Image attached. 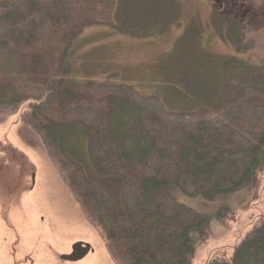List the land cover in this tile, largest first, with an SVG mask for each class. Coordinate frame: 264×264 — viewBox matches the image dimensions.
Returning a JSON list of instances; mask_svg holds the SVG:
<instances>
[{
    "label": "rangeland",
    "instance_id": "374dc122",
    "mask_svg": "<svg viewBox=\"0 0 264 264\" xmlns=\"http://www.w3.org/2000/svg\"><path fill=\"white\" fill-rule=\"evenodd\" d=\"M12 29L35 36V44L13 43ZM35 47L42 61L25 53ZM261 67L264 0H0V86L7 88L4 75L10 73L13 89L6 96L20 101L0 104V264H66L59 257L78 240L92 243L95 253L72 264H115L66 179L86 192L93 184L91 206L109 215V200L121 208L130 189L123 190L120 173L96 172L90 115L56 126L61 153L51 156L30 118V103L46 96L40 79L128 86L157 96L162 111L184 114L210 105L223 81L252 80ZM176 201L210 216V231L192 262L209 264L231 255L263 218L264 171L255 194L180 193ZM247 202V209L238 207ZM223 206L236 213L218 221Z\"/></svg>",
    "mask_w": 264,
    "mask_h": 264
},
{
    "label": "trees",
    "instance_id": "16d2710c",
    "mask_svg": "<svg viewBox=\"0 0 264 264\" xmlns=\"http://www.w3.org/2000/svg\"><path fill=\"white\" fill-rule=\"evenodd\" d=\"M5 18L13 21L10 16ZM20 32H10L13 43L35 44V36ZM25 53L36 61L44 59L36 47ZM9 75H4L7 88L0 86V104L9 99V104L18 106V99L8 97L13 89ZM40 81L46 96L30 103V118L51 156L61 153L54 140L56 126L67 124L76 114L82 119L90 115L89 153L96 172L120 173L123 190L130 189L121 208L106 197L113 205V215H109L102 207L95 212L91 206L93 184L86 192L73 184L72 177L66 179L102 232L115 264H192L212 220L177 202V195L255 194L259 189L264 171L263 67L252 80L241 78L233 85L223 81L210 105L184 114L162 111L157 96H142L128 86ZM248 91L252 94L245 97ZM117 112L121 115L114 119ZM248 203L238 207L247 209ZM236 209L220 207L216 219L233 216ZM209 264H264V216L231 255H217Z\"/></svg>",
    "mask_w": 264,
    "mask_h": 264
},
{
    "label": "water",
    "instance_id": "95a60500",
    "mask_svg": "<svg viewBox=\"0 0 264 264\" xmlns=\"http://www.w3.org/2000/svg\"><path fill=\"white\" fill-rule=\"evenodd\" d=\"M36 183V175L33 174V185ZM95 253V247L92 243L78 240L73 243L71 251L68 254H63L59 258L66 264H72L74 262L85 259L90 254Z\"/></svg>",
    "mask_w": 264,
    "mask_h": 264
}]
</instances>
